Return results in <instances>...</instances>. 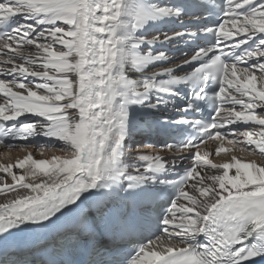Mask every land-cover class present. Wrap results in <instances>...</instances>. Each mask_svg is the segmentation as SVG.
I'll return each instance as SVG.
<instances>
[{
	"label": "snow or ice",
	"instance_id": "6c2138e0",
	"mask_svg": "<svg viewBox=\"0 0 264 264\" xmlns=\"http://www.w3.org/2000/svg\"><path fill=\"white\" fill-rule=\"evenodd\" d=\"M38 137L67 155L0 163V264H264V163L206 148L264 160V0H0V146Z\"/></svg>",
	"mask_w": 264,
	"mask_h": 264
},
{
	"label": "bare ground",
	"instance_id": "6f19581e",
	"mask_svg": "<svg viewBox=\"0 0 264 264\" xmlns=\"http://www.w3.org/2000/svg\"><path fill=\"white\" fill-rule=\"evenodd\" d=\"M159 2L162 3V2H164V0H159ZM135 140L136 141L140 140L139 132L136 133ZM40 142L42 143V145L53 144L55 146H53V147L45 146V147H42V148L38 149L37 145ZM17 143L19 144V146L15 147V148H12V149L0 148V163H2V164L13 163L14 164L18 159H22L24 156H26L29 151L32 152L33 157L35 159H46V158L52 157L53 155H61V156L67 155L66 152L59 151V147H60L61 142H58V141H55V140L49 141V140H47L46 138H43V137H38L35 140H31V141H28V142L19 141ZM25 144H27L29 146H25ZM216 146H217V143L214 142V143H209L206 146V148H207V150H209L211 152H214ZM225 147L232 148L233 146L226 142L225 143ZM138 150L141 151V152H146V153L156 152L154 149L146 148V147H140ZM234 152L235 151L233 150V153ZM40 154H42V155H40ZM161 154L165 155V156L172 155L171 153H161ZM233 155H236L238 158H241V159L257 160L260 163H264V160H260L259 158H257V156L255 154L252 155L251 158L249 156H247L246 154L241 153V152L235 153ZM229 156H232V155H229ZM229 156H223L221 159L213 160V161L215 163H223V162L228 161L227 159L229 158ZM26 170L27 169H24V170L14 169V171H17V172H22V171H26ZM0 176H5L6 181L8 183H11V178L7 177L4 173H0ZM4 199H5V197L0 195V202H2Z\"/></svg>",
	"mask_w": 264,
	"mask_h": 264
},
{
	"label": "rangeland",
	"instance_id": "374dc122",
	"mask_svg": "<svg viewBox=\"0 0 264 264\" xmlns=\"http://www.w3.org/2000/svg\"><path fill=\"white\" fill-rule=\"evenodd\" d=\"M136 143H139L140 144V142H138V141H136ZM140 147H142V146H140ZM39 149V148H38ZM37 149V150H38ZM39 152V151H38ZM239 152H241V153H244V154H246L247 156H249L250 158L252 157V155H254V154H252V155H250L247 151H244V152H242L241 150H240V146H239V148L237 149V150H235V152L233 153V151H231L230 153H227V154H224V155H219V156H216L215 154L214 155H212L210 158L211 159H213V158H217V159H214V160H218V159H221L223 156H229V155H233V154H235V153H239ZM233 153V154H232ZM38 154V153H37ZM40 155H42V154H40ZM257 156V158H259L260 160H262L260 157H259V155H256ZM230 157L231 156H229V158L227 159V160H229L230 159ZM225 158V157H224ZM17 170H19V169H17Z\"/></svg>",
	"mask_w": 264,
	"mask_h": 264
}]
</instances>
